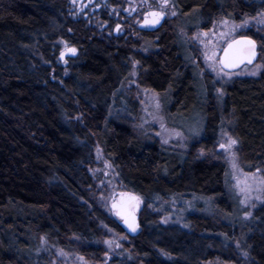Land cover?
I'll return each mask as SVG.
<instances>
[{
  "label": "trees",
  "instance_id": "16d2710c",
  "mask_svg": "<svg viewBox=\"0 0 264 264\" xmlns=\"http://www.w3.org/2000/svg\"><path fill=\"white\" fill-rule=\"evenodd\" d=\"M173 3L176 17L159 29L135 23L126 36L114 37L74 18L71 0H0V264H50L43 242L100 262L104 227L130 241L125 256L105 264H201L227 239L246 247L251 264H264V206L250 222L235 220L239 210L227 186L226 163L197 153L214 146L227 118L243 170L264 168V68L257 77L234 79L220 102L209 78L188 59L182 36L224 18L254 16L264 10V0ZM249 36L264 64V31ZM62 41L78 49L68 66L59 60ZM147 43L150 51L143 54L138 49ZM132 58L141 85L171 95L170 116L189 108L204 83L205 101L195 107L203 136L189 153L169 150L114 116ZM97 146L117 172L122 192L137 193L144 207L193 194L210 197L217 216L192 213L190 230H183L161 225L159 216L143 210L141 233L129 236L91 195Z\"/></svg>",
  "mask_w": 264,
  "mask_h": 264
},
{
  "label": "rangeland",
  "instance_id": "374dc122",
  "mask_svg": "<svg viewBox=\"0 0 264 264\" xmlns=\"http://www.w3.org/2000/svg\"><path fill=\"white\" fill-rule=\"evenodd\" d=\"M123 4L112 6L108 3L99 17L87 18V12L80 9L86 8V1L71 0L72 16L77 19H86L92 24L99 34L107 36L123 37L126 36L132 25L137 23L140 28L141 21L145 13L152 10H160L166 14L164 24L176 17V10L173 0H122ZM92 10V9H91ZM104 12V13H103ZM104 14V16L102 15ZM227 21V24L224 23ZM94 23V24H93ZM121 23L124 27H121ZM120 26L116 31V27ZM233 26L235 30L232 31ZM264 31V10L254 16H247L242 20L224 18L215 21L208 28H198L192 33H182L184 44L187 48L188 59L197 66L198 74L203 78H209L214 85V92L220 102L225 97V87L236 78L257 77L264 68L263 62L257 61L254 65L246 66L238 71L229 72V76L223 73L217 74L213 69V64L218 69L221 54L226 45L237 37L249 36V33L258 34ZM134 39L138 35L134 34ZM61 51L65 52L72 46L66 41L60 43ZM150 44L143 45L138 50L143 54L150 51ZM215 51V62L208 60L207 55ZM59 54V56H60ZM67 58L65 63L68 66L72 58ZM60 60V58H59ZM259 66V67H257ZM255 74L253 75L252 73ZM234 73V74H232ZM120 87L119 95L114 101V116L126 119L142 136L158 140L164 147L169 150L189 153L195 143L201 142L203 136V118L196 112L197 103H203L206 98L204 83L198 85L194 98L189 100L191 106L180 113L170 116L169 108L173 104L171 95L163 97L156 91L147 88L139 82V63L132 58L128 76L124 79ZM193 100V101H192ZM159 104V107H157ZM163 125V127H162ZM229 137L235 138L229 121L224 118L219 130L218 139L214 146L210 148L201 147L197 150L198 156L220 160L226 163L227 169V186L233 197L236 199L239 216L235 220L240 222H250L254 211L264 206V168L251 172L243 170L240 163L239 143L233 145L231 149L227 147ZM167 141V142H165ZM221 144L225 147L222 148ZM208 149V150H207ZM233 155L235 156L236 168L232 166ZM181 155L180 159L183 160ZM91 174L94 177V190L91 195L99 203L100 207L108 214L113 215L111 202L114 196L122 192L123 184L120 181L117 172L114 170L100 147L95 148L94 162L91 166ZM145 210L150 215L156 214L161 225H175L183 230H190L189 215L192 213H202L210 217L217 216L212 199L199 195L189 196H172L167 199H157L143 206L141 211ZM227 219H230L227 217ZM224 218V220H227ZM104 239V257L100 262L87 260L78 251H69L57 246L42 245L41 252L48 255L50 264H105L116 257L126 255L129 240L126 235L114 230L103 228ZM111 242L109 244L108 242ZM118 245V246H117ZM234 249V254H229V248ZM212 248V247H211ZM215 256L202 261L201 264H251L252 258L246 247L239 241L230 239L223 240V243L216 248H212Z\"/></svg>",
  "mask_w": 264,
  "mask_h": 264
},
{
  "label": "water",
  "instance_id": "95a60500",
  "mask_svg": "<svg viewBox=\"0 0 264 264\" xmlns=\"http://www.w3.org/2000/svg\"><path fill=\"white\" fill-rule=\"evenodd\" d=\"M154 12L155 13H162V15L159 17V22L158 23H152L151 22L154 19L153 16L151 15V13H154ZM165 20H166V14L164 12H162L160 10H152V11H149V12L145 13V15H144V17H143V19L141 21L140 28L143 29V30L154 31V30H157L160 27H162V25L164 24ZM116 30H117V27H116L115 31ZM244 38H247V39L255 41V43H256V48H255L256 55H255V58L253 59L251 64L245 62L243 64H240L238 67L226 69V71H228V72L238 71V70H240V69H242V68H244L246 66H251V65H254L255 63H257V61H258V59L260 57V51H259L258 42L253 37H250V36H241V37L235 38L234 40H240V39H244ZM231 42H229L226 45L224 50L228 47V45ZM71 49H74V48L70 47L65 52H62L60 54L59 58H60V61L62 63H65L67 58H71V57L76 56V54H77L76 50L73 53L71 51ZM224 50H223V52L221 54L220 60L223 59ZM132 197H135L136 199L134 201H131L132 203L135 204V208L133 210H131V215L130 216L128 215V209L127 208L124 209L123 214H118L119 206H121L122 204L123 205H127L128 202L130 201V198H132ZM142 203H143L142 198L137 193H135L133 191L119 192V193H117L114 196V198H113V200L111 202L110 206H111V210L113 212L114 217L119 221L122 229L129 236L135 237V236L139 235L141 233V231H142L141 222H140V213H141V209H142ZM114 204L117 205V207H113ZM125 218H127L129 220V222H131L133 220V218H134L135 224L138 225V227L136 228V231H132L129 228L128 223L125 222Z\"/></svg>",
  "mask_w": 264,
  "mask_h": 264
},
{
  "label": "snow or ice",
  "instance_id": "6c2138e0",
  "mask_svg": "<svg viewBox=\"0 0 264 264\" xmlns=\"http://www.w3.org/2000/svg\"><path fill=\"white\" fill-rule=\"evenodd\" d=\"M165 3H167V0H165ZM151 15L153 16V20L151 21L152 23H158L159 22V17L162 15V13H151ZM147 22V21H146ZM225 24H227V21H224ZM236 26H233L232 31L235 30ZM119 28V26H117V29ZM255 48H256V43L253 40L244 38V39H240V40H233L228 47L224 50V56L223 59L219 61V65L220 67L217 69L215 67V63L213 64V69L215 71H217V74L219 75L220 73H223L224 76H229L230 73L228 71H226V69H230V68H235L238 67L240 64H243L245 62L251 64L253 59L255 58L256 52H255ZM71 51L74 53L75 49H71ZM215 57H216V52L213 51L211 53V55H207L206 58L208 60H212L215 62ZM259 67V66H257ZM234 74V73H232ZM253 75L255 74L252 73ZM157 107H159V104H157ZM163 127V125H162ZM167 142V141H165ZM237 143V141L235 139H232L231 137H229V143L227 145V147L229 149H231V147L233 145H235ZM221 147L224 148L225 145L221 144ZM233 168L235 169L237 166L235 164V156L233 155V163H232ZM261 183H264V181H262ZM136 198L132 197L130 198V201L128 202L127 205H121L119 206L118 209V214H123V211L125 208L128 209V215H131V210H133L135 208V204L132 203L131 201H134ZM113 207H117V205H113ZM125 222L128 223L129 228L132 231H136V228L138 227V225L135 224L134 222V218L131 222H129V220L127 218H125ZM109 244H111V242H108ZM118 246V245H117Z\"/></svg>",
  "mask_w": 264,
  "mask_h": 264
},
{
  "label": "flooded vegetation",
  "instance_id": "af4514ba",
  "mask_svg": "<svg viewBox=\"0 0 264 264\" xmlns=\"http://www.w3.org/2000/svg\"><path fill=\"white\" fill-rule=\"evenodd\" d=\"M84 1V0H83ZM86 1V8L80 9L87 12V18H94L104 10L105 6L108 4L110 0H85ZM92 9V10H91ZM121 27H124V24L121 23Z\"/></svg>",
  "mask_w": 264,
  "mask_h": 264
}]
</instances>
